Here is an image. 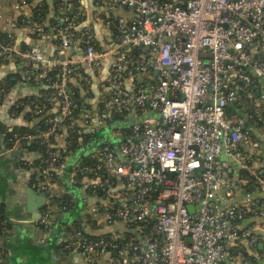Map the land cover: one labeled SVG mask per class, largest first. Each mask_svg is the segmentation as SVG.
I'll list each match as a JSON object with an SVG mask.
<instances>
[{
	"label": "built area",
	"instance_id": "built-area-1",
	"mask_svg": "<svg viewBox=\"0 0 264 264\" xmlns=\"http://www.w3.org/2000/svg\"><path fill=\"white\" fill-rule=\"evenodd\" d=\"M99 1L106 15L130 14L117 18L116 37L111 21L84 17L83 0H60L52 34L38 24L10 23L48 44L22 50L11 33L10 42L0 40L2 60L21 61V77L42 82L57 107L46 133L15 134L13 146L55 138L59 129L89 132L94 121L105 127L112 114H127L131 122L126 134L112 135L113 146L95 148V168H69L66 147L52 146L57 151L46 171L66 175L96 201L84 206L83 230L67 232L61 251L82 264H264V119L261 128L249 129L238 112L253 108L260 117L264 108V0ZM14 5L26 16L27 0ZM76 5L83 17L77 24L67 17ZM96 27L102 50L91 43ZM106 66L98 115L71 117L78 106L73 71ZM80 81L90 85L87 75ZM63 121L69 122L60 127ZM24 164L36 173L33 161ZM52 181H35L47 193L42 222L59 197ZM99 194L104 199L97 201ZM120 230L130 236L118 243Z\"/></svg>",
	"mask_w": 264,
	"mask_h": 264
},
{
	"label": "crops",
	"instance_id": "crops-1",
	"mask_svg": "<svg viewBox=\"0 0 264 264\" xmlns=\"http://www.w3.org/2000/svg\"><path fill=\"white\" fill-rule=\"evenodd\" d=\"M27 2L26 16H31L33 8L38 6L41 2L47 4L49 15L47 16V21L44 22L43 27L51 28L48 22L52 19L58 21L60 12L58 11L59 9L54 8L55 0H27ZM82 5L83 8L84 6L87 7L88 11V14L86 13L87 16L84 15L85 18L88 17L90 19V14L92 15V18L100 17L99 13L101 10L99 8V0H83ZM8 6H11L12 10L8 12V14H3L2 9ZM14 6V0H0V31L11 33L16 39L18 45H21L22 41L33 45L37 44L39 41V43L44 45L48 44L46 39L42 37L32 38L31 36H33V34H30L28 30H25L23 33L19 29H13L10 27V23L12 21L17 22V19L20 17V12L16 10ZM116 13L119 15L123 14L122 17L124 19H130V14L114 12V14ZM98 29L99 28L96 27L95 35L99 34L97 33ZM106 38L109 39L108 33L105 36V40ZM47 50L52 52L49 45L47 46ZM1 63L0 80L7 77L9 81H13L18 78V74L21 77L24 69L21 61L14 60L6 64ZM80 70H77L78 73L74 75L75 78L72 83L77 85L82 75H87L89 77L91 86L89 88L90 91L81 88V96H86L90 107L85 113L88 115H93L95 113L93 116L96 117L98 115L97 105L102 93L101 83L103 78L107 75L108 66L104 67L101 72L98 73H91L83 68ZM21 79L22 80L15 81L12 87L3 94L4 97L2 96L3 99L2 102H0V211L2 210L1 213L3 214L2 216L4 217L5 222H10L13 226V228L6 231V233L10 234L11 237H14L15 241H17L15 238H21V245H23L21 248L23 254L21 255H24L25 259L28 258V260L32 262L31 264H82V260L78 255L62 252L61 245L67 235V226L78 217L79 222L83 223L85 220L83 211L84 206L86 204H95V199L86 196L81 190L78 193L67 191L66 185H69V182L67 176L64 175L61 176V178L63 177V183L56 184V192L59 195H64L65 193L69 195L72 194V198L74 197L73 206L75 205L76 211V214L74 215H77V217L64 211L59 205H57L51 208L50 217L42 222V211L46 206V200L45 205L40 208L31 207V205L34 204L33 201L31 205L27 204L28 198L25 190L28 188L35 190L37 194H46L45 191H41L39 188L35 187L36 174L24 164L26 161H33L36 158V154L28 151L31 144L26 143L25 146L22 143L15 146L11 145V143L9 144L6 140L5 132H11L13 128L22 126L23 124H30L33 121H26L22 117L23 115L20 117L21 119L13 116L11 108L19 99L36 95L38 91L41 88H45V86L42 82L34 81L32 77H21ZM92 125L95 126V128L100 127L97 121H94ZM109 135V138L112 139V135H115V132H109ZM66 137L67 131L62 129L55 138L50 140V146H66ZM94 151L95 148H92L87 152L92 156ZM79 153L80 152H77V154L74 153L69 158L67 157L66 164L69 168H73L78 164L76 160ZM234 170H236V168H234ZM229 175H232V173ZM260 195V193H256L255 197H260ZM238 199H241V196H238ZM36 216H40V218ZM18 217H20V219ZM35 217L37 220L34 219ZM23 238H25L24 243ZM14 240L12 241L14 246H20V243L17 244ZM4 242H6L5 247L2 246ZM35 245L42 249V255L40 254L39 256H36L34 254L33 246ZM0 246L3 249H10L9 246L11 245H9L8 241L1 239ZM5 255L7 256L8 253ZM5 255L2 253V257H5ZM20 256L17 260H11L9 256L6 263L3 262L0 257V264H24L20 261Z\"/></svg>",
	"mask_w": 264,
	"mask_h": 264
},
{
	"label": "trees",
	"instance_id": "trees-1",
	"mask_svg": "<svg viewBox=\"0 0 264 264\" xmlns=\"http://www.w3.org/2000/svg\"><path fill=\"white\" fill-rule=\"evenodd\" d=\"M97 1V0H95ZM59 2L60 0H55L54 2V8L58 9L59 8ZM96 4V3H95ZM97 5V4H96ZM77 7L78 5L75 6V10L72 13L67 12V17L68 19H70L71 21H74L76 24L81 22V20H83V17L80 16H76L77 13ZM49 15V9L48 6L45 2H41L38 6L34 7L31 13V16L26 17V16H20L17 19L16 24L19 27H23V26H31L34 24H38L40 26L44 25V22L47 21V16ZM100 17L105 19V20H109L112 22V26L110 28L111 33L113 35V37H116L118 35L117 32V27H116V20L119 16L118 13L114 14V13H110L108 15L104 14L103 12L99 13ZM51 26V28H47V27H43V33H47V34H51L52 33V28L53 26H56L59 24V21L52 19L48 22ZM94 38L92 39L91 43L95 42L96 43V48L98 50H102L103 49V41L101 42L100 37L97 39L95 37V32L94 29L91 28ZM74 33L77 36H81L83 34V31H74ZM12 35L7 33V32H1L0 31V40L3 42H10ZM32 38H36L39 37L37 33H34L33 36H31ZM21 49L22 50H27L29 49L31 46H33V44H29L25 41H22L21 43ZM0 60H1V56H0ZM24 61V60H23ZM75 69V68H74ZM78 70V69H77ZM81 71V70H80ZM78 71H73L72 76L75 78V74H77ZM18 80H22L21 77L18 74V78L13 80V81H9L8 78L6 77L5 79H3L2 81H0V90H2V92H0V102H2L3 99V94L6 93L7 90L10 89V87H12V85L15 83V81ZM79 81V80H78ZM86 87L90 88L91 86L89 84H83L81 81L78 82L77 85H74V83L71 84L70 88L71 91L73 93L74 98L76 99L77 102V108L73 111V114L71 117H77L78 115H81L82 113H85L86 111H88L90 109L89 105H88V100L86 101V103L84 102V98H82L83 96H81L82 91L81 88L84 90V88L86 89ZM3 96V97H2ZM51 98V91L49 89H45V88H41L38 93L36 95H32L29 97H24L19 99L17 102L14 103V105L12 106L11 113L13 116L16 117H22L28 121L31 122L32 120H34L36 117H41L42 118V122L39 123L38 125H36V127L34 129L30 128L27 124H23L22 126H18L13 128V130L11 132H5L6 133V140L9 142V144L12 142V136L13 134L16 135H25V134H31V135H41L43 133H46L50 126L47 122V119L54 117L56 115V110L57 107L54 105L53 102L50 101ZM27 107L32 108V113H28L25 112V109ZM40 109L42 110V112L38 115L35 114L34 109ZM240 114L244 115L246 117H248V119L246 120V125L247 128L252 129L253 127H259L261 128L263 126V119H264V108L262 109V111L260 112V117H258L253 108H248L245 112H240L238 111ZM23 113V114H22ZM69 121H63L60 124V127H64L65 125H67ZM131 125L130 119L127 121V114H112L111 117L106 118V125L105 127H98L95 128L94 126L92 127V130L89 132H83L81 134H78V128H69L67 130V137L65 139V144H66V151L67 154L65 155L66 157H70L71 155H73L74 153L77 154V152H80L77 158V162L79 165H81V167L84 166H88L91 168H95L97 166V162L95 159H93L90 156V153H88V150H91L92 148H100L103 144H110L111 146H113V141L114 139L109 138V132H119V133H123L126 134L128 131V127ZM61 130H56L54 135L58 134ZM252 136H254V133H251ZM52 139V137H49L47 139L45 138H38L36 139L28 148V151L31 153L36 154V158L33 160V164L32 167H36V177L37 179L40 181H43L46 179L47 176H51L53 178V183H63V180L61 178V176H57L54 173H51L49 171H46L47 165L49 160L51 159V152H55L57 151V148H53L52 146H50V140ZM12 145V144H11ZM85 149V150H84ZM82 151V152H81ZM95 170V169H94ZM48 173V174H47ZM66 189L67 191L70 192H75L78 193L80 191V187L77 185H71L69 183V185H66ZM74 198V197H73ZM73 198H72V194H64V195H59V197L57 198V205H59V207H64V211L69 212L70 214H73V216L76 214L75 211V205L73 206ZM99 200L104 199V196L99 194ZM2 211V210H1ZM0 211V240L4 239L5 241L9 242V246L10 249H3L0 246V252L7 254L8 255L5 257H1L3 262L6 263L8 257L10 256L11 260H17L19 258V256L21 254H23L21 248L23 245H21V238H15L17 239V241L14 240V237H11L10 234L6 233V231L11 230V228H13L12 224L10 222H5L4 217L2 216L3 214ZM79 218V217H78ZM75 219L73 220L72 223H70L67 226V232L72 233L75 230H83V223L79 222V219ZM87 223H90V221L86 220ZM92 228H95L94 225H92ZM91 228V229H92ZM93 230V229H92ZM121 232V234L124 236V239L122 240H118L117 242H125L127 240V236L129 237L130 234L127 231H119ZM83 233L92 238V239H96V238H106L109 239L110 236L108 234H104L101 236H96L93 233H87L86 231H83ZM14 240V242L20 243V246H14V243L12 242ZM21 240V241H20ZM25 241V238H23V243ZM34 247V254L37 256H39L40 254L42 255V249L39 246H33ZM6 258V260H5ZM20 261L23 262L24 264H31L32 262L30 260L25 259L24 255L20 256ZM11 262V261H10ZM259 264V262H256Z\"/></svg>",
	"mask_w": 264,
	"mask_h": 264
},
{
	"label": "water",
	"instance_id": "water-1",
	"mask_svg": "<svg viewBox=\"0 0 264 264\" xmlns=\"http://www.w3.org/2000/svg\"><path fill=\"white\" fill-rule=\"evenodd\" d=\"M42 122V118L38 117V118H35L30 124H29V127L32 128L34 127L35 125H38L39 123ZM24 146L26 145V142H23L22 143ZM25 193L27 194V198H28V203L27 204H32V201L34 202L33 205H31V207H34V208H40L42 206L45 205V200H46V196H47V193L45 195H41V194H37L35 192V190L31 189V188H28L27 190H25ZM21 217V216H20ZM20 217H18L20 219ZM36 217H39L40 216H36ZM36 217L34 218L35 220ZM3 247L6 246V242H4L2 244Z\"/></svg>",
	"mask_w": 264,
	"mask_h": 264
},
{
	"label": "rangeland",
	"instance_id": "rangeland-1",
	"mask_svg": "<svg viewBox=\"0 0 264 264\" xmlns=\"http://www.w3.org/2000/svg\"><path fill=\"white\" fill-rule=\"evenodd\" d=\"M9 7V8H8ZM8 7H4L3 9H2V11H3V14H8V12H10L11 10H12V7L11 6H8ZM54 192H56V189H52Z\"/></svg>",
	"mask_w": 264,
	"mask_h": 264
},
{
	"label": "flooded vegetation",
	"instance_id": "flooded-vegetation-1",
	"mask_svg": "<svg viewBox=\"0 0 264 264\" xmlns=\"http://www.w3.org/2000/svg\"><path fill=\"white\" fill-rule=\"evenodd\" d=\"M0 56H1V55H0ZM0 61L2 62V63L0 62L1 64L9 63V62H5V61H3L2 58H1ZM0 81H2V80H0ZM1 91H2V90H0V92H1ZM15 117H16V116H15ZM19 118H20V116H19ZM20 119H21V118H20ZM27 125L29 126V124H27ZM35 127H36V125H35L34 127H32V129H34ZM14 135H15V134H13V136H14ZM23 142H24V141H21L20 143H23ZM26 143H27V142H26ZM25 163H26V162H25Z\"/></svg>",
	"mask_w": 264,
	"mask_h": 264
}]
</instances>
